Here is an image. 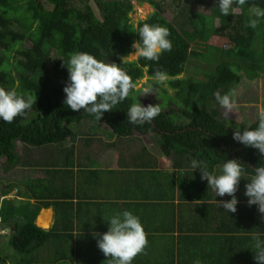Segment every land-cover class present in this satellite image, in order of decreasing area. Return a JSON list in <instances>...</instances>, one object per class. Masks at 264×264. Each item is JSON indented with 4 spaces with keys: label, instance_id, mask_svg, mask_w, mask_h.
I'll use <instances>...</instances> for the list:
<instances>
[{
    "label": "trees",
    "instance_id": "1",
    "mask_svg": "<svg viewBox=\"0 0 264 264\" xmlns=\"http://www.w3.org/2000/svg\"><path fill=\"white\" fill-rule=\"evenodd\" d=\"M135 1L144 0H0V86L37 97L36 104L12 123L0 120V179L17 162L24 163L21 153L34 146L59 144L72 155L76 141L89 144L95 124L101 123L118 135H131L134 130L141 134L156 132L159 151L170 156L176 167L184 157L203 161L210 168L239 159L252 176L254 168L264 164L258 149L233 139L237 124L222 114L214 96L217 91L223 95L233 89L243 76L250 80L261 77L259 74L264 77V19L256 29L246 27L250 6L264 8V0H247L237 7L239 12L224 16L218 24L213 15L200 12L202 6L211 7L215 0H171L176 10L171 18L166 16L167 0H146L153 11L136 24L131 17ZM198 14H202L200 37L194 33V28H200L193 21ZM144 23L159 24L171 32L168 38L173 48L163 52L158 63L138 55L127 60L135 50L133 42L140 40L138 30ZM212 36L227 38L229 47L209 43ZM77 52L120 65L121 57L126 56L122 67L133 81L147 75L153 87L160 86L167 95L168 107L161 109L150 124L129 123V107L143 101L135 94L143 91L141 88L131 90L128 98L105 112L99 121L86 111H73L64 103L69 72L62 64ZM198 60L209 64L193 75L179 76ZM157 67L168 73L167 83L175 90L174 98L163 85L152 81ZM195 72L200 75L194 76ZM257 124L258 118L247 125L240 123V128L243 131ZM145 154H137L134 165L140 173L149 174L142 169H154L156 162L155 158L145 159ZM6 182L0 184V228L17 225L9 232L8 243L23 255L47 242L54 233L35 223L40 206L49 203L33 204L28 199L32 197L24 192H13L19 186L15 178ZM23 185L32 188V182ZM47 222L43 217L38 220L43 226ZM5 259L0 256V262Z\"/></svg>",
    "mask_w": 264,
    "mask_h": 264
},
{
    "label": "crops",
    "instance_id": "2",
    "mask_svg": "<svg viewBox=\"0 0 264 264\" xmlns=\"http://www.w3.org/2000/svg\"><path fill=\"white\" fill-rule=\"evenodd\" d=\"M95 126L90 143L76 141L72 155L59 144L34 146L21 153L24 163L3 172L2 181L8 173L16 179L19 186L13 192H24L33 204L49 203L40 206L35 223L54 232L15 264H108L93 234L106 233L110 218L125 210L140 218L149 241L132 264H257L250 233L264 238V220L244 194L250 174L235 194L237 211L228 213L219 201L232 197L217 196L201 179L200 169L193 168L195 160L184 157L176 167L159 147L152 150L160 142L156 132L118 135L104 123ZM141 152L147 160L155 158L156 168L142 169L149 174L134 165ZM207 167L222 173L223 165ZM30 182L32 188L23 185ZM40 217L46 226L38 223Z\"/></svg>",
    "mask_w": 264,
    "mask_h": 264
},
{
    "label": "clouds",
    "instance_id": "3",
    "mask_svg": "<svg viewBox=\"0 0 264 264\" xmlns=\"http://www.w3.org/2000/svg\"><path fill=\"white\" fill-rule=\"evenodd\" d=\"M246 2L247 0H218V8L222 15L228 16ZM261 19H264V8L251 5L246 27L256 29ZM138 33L140 40L132 44L136 49L135 55L158 63L162 53L170 52L173 48V43L168 38L171 32L165 26L144 23ZM125 57H121L122 65L127 62ZM122 65L104 62L86 52L71 54L69 60L62 64V67L66 66L69 72V81L63 89L66 94L65 105L73 111H86L99 121L105 112L112 111L117 104L128 98L131 90L136 88V83ZM152 79L166 86L169 77L166 71L157 67ZM151 92L155 91L150 88L145 89L144 95ZM214 96L217 103L225 109L226 115L233 113L238 107L235 89H230L223 95L217 91ZM36 101L37 97L34 98L31 94H20L15 88L5 89L0 86V120L12 123L17 116H23L26 110L31 109ZM142 103H133L129 107L127 111L129 123L150 124L160 114V104L145 106L144 100ZM257 115L258 124L255 128L246 126L241 131L240 122L237 121L233 139L246 147L258 149L264 157V106L259 107ZM193 168L200 169L201 179L208 182V187L214 190L217 196L232 197L231 200L219 201V205L228 213H235L239 203L235 194L241 179H247L246 165L239 159H228L223 164L220 175L210 172L203 161H193ZM247 180L249 182L245 185L244 194L249 198L248 205H257L259 213L262 214L261 219L264 220V164L255 167L251 178ZM108 223L109 230L106 233L93 234L97 238L98 248L109 258L108 264H132L134 258L143 253L149 244L148 234L140 218L133 212L125 210L112 216ZM1 230L8 235L11 229L1 228ZM250 237L255 253L254 259L257 264H264V238L261 233L255 231L250 233ZM194 264H200V261L196 260Z\"/></svg>",
    "mask_w": 264,
    "mask_h": 264
},
{
    "label": "rangeland",
    "instance_id": "4",
    "mask_svg": "<svg viewBox=\"0 0 264 264\" xmlns=\"http://www.w3.org/2000/svg\"><path fill=\"white\" fill-rule=\"evenodd\" d=\"M165 5L167 7L166 16L168 18H171L173 14L176 12L173 6V3L171 0H167L165 2ZM152 11H153V8L146 0L142 2L135 1L134 11L131 14L133 22L136 24L139 19L146 18ZM200 12L202 13L206 12V13L213 15L216 19L217 24L223 22L224 15L221 14L220 9L218 8V0H215V4H213L211 7L207 5L202 6L200 8ZM236 12H239V9H237ZM193 21H195V27L197 26L200 27L198 29L194 28V33L198 37H200L202 34V28H203V26L201 25L202 14H198ZM209 43L216 45V46H220V47H229L228 39L225 37H221V36H212L209 39ZM135 53H136V49L132 51V53L127 57V60L135 59L137 57ZM208 64L209 63L204 60L192 61L190 67L187 69L185 74H181L179 76L193 75L192 72L198 69L201 70L202 68L208 66ZM199 75H200V72L194 73V76H199ZM259 76L261 77L254 79V80H250L246 78L245 76H243L242 82L239 84H236L233 87V89H235L237 92L236 102L238 105V107L233 110V113L226 115L225 109L221 107V111H224L222 112V114L225 115L227 118H229L232 124H237V121H239L241 124L247 125L253 120H255L256 118H258V115H257L258 109L259 107L264 106V77H263V74H259ZM152 81L155 82L154 80ZM153 86L154 84L150 82L147 75L139 79L136 82L135 89L142 88L144 91L135 93L136 98L138 100L142 99L146 101L145 106L149 104H152V105L160 104L161 109H166L168 107L167 102H170L168 101L169 99L167 95L163 93L160 86H155V87ZM163 86L167 89V93H169L174 98L175 90L170 88L168 83L166 84V86L165 85ZM148 88H150V90H153L155 92H151V93L144 95L145 89H148ZM159 93H161V97ZM140 103L143 104L142 102ZM172 105L174 104L172 103ZM158 142H154V144L151 146L152 150H155L156 148L159 147ZM1 162L2 161L0 160V163ZM162 165L167 166V162L162 161ZM8 174H9L8 177H4L3 181L6 182L7 180L11 179L12 174L11 176H10V173ZM3 181L0 179V183H3ZM16 228H17V225L11 227V229H16ZM8 236L9 235H7L6 232L4 233V231L1 230L0 228V256L2 255V257L8 258L6 260H3L2 264H7L8 261H11L12 263L15 264V261L21 258L22 254L17 253L9 245Z\"/></svg>",
    "mask_w": 264,
    "mask_h": 264
}]
</instances>
